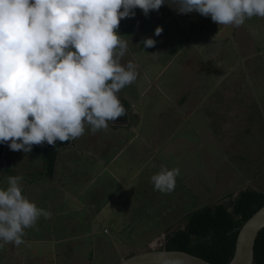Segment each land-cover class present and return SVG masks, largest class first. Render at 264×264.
<instances>
[{"label":"rangeland","instance_id":"374dc122","mask_svg":"<svg viewBox=\"0 0 264 264\" xmlns=\"http://www.w3.org/2000/svg\"><path fill=\"white\" fill-rule=\"evenodd\" d=\"M157 26L163 28L159 36L155 35ZM116 31L128 41V51L121 62L126 64L131 60L137 65L138 72L136 80L123 88L124 92L136 90L138 84L143 88L146 84L143 73L146 70L153 83L149 85L144 101L154 93L159 100L165 101L167 108L165 118H160L159 123L157 121L156 139L162 138L164 127L168 129L174 124L179 123L183 131L195 128L202 141L198 144L201 147L199 158L193 161L192 157L177 156L175 153L173 160L172 142L177 141L173 134L168 138L170 143H166L168 149L161 151L163 155L158 157L151 153L159 146L154 142L153 135L149 150H144L141 141L130 142L124 153L125 160L117 163L119 169L123 167L131 175L133 172L137 174L131 184L132 191L123 199L125 205L117 213L120 220L125 218L130 221L121 224L122 233L110 240H67L65 243L77 246L76 250L80 252L70 255L43 256L39 249L41 242H37L38 256L32 264H51V261L54 264H91V259L94 261L92 264H116L122 257L148 248L149 244L163 247L167 232L179 226L174 222L205 203L245 187L264 192V18L253 16L239 27L219 26L211 16L205 17L197 12L179 13L166 0L158 11L152 10L147 16L137 7L135 16L121 19ZM146 37L156 40L154 47H144ZM156 52L159 54L154 56L152 53ZM215 72L227 75L216 79ZM153 74H158L156 79ZM183 97L186 98L182 100ZM179 100L186 104L182 113L172 106ZM153 112L137 111L139 115L143 114L141 118L148 116L150 120L153 119ZM138 129L142 128L133 127L134 131ZM123 131L124 138L131 136L125 128L118 132L121 134ZM104 132L102 130L99 134L102 136ZM5 146L7 151L1 157L0 166L4 164L5 157L9 158L12 175L22 177L19 184L30 178L38 180L35 178L38 169H41L38 155L13 151L7 143ZM170 146L172 150L169 151ZM185 147L188 152H193L191 147ZM182 149L183 146L181 152H184ZM138 151L142 152L140 160L128 161L127 156L134 152L138 158ZM180 160L184 168L175 178L174 190H155L151 176L159 173L162 165L169 170L177 168L173 161L179 163ZM68 166L67 172L79 170L77 162H68ZM190 166L196 168L189 175L184 174L185 169L190 171ZM9 174H0V190L8 187ZM109 175L106 171L102 177ZM127 175L130 177V174ZM184 175L190 179L181 183ZM42 181L38 183L42 184ZM66 200L75 204L70 198ZM67 246L64 249H69ZM92 246L101 249H95L97 253L88 256ZM5 250L4 245H0V264H20L17 258L24 256L8 254V250L4 253ZM26 259L24 264L28 261Z\"/></svg>","mask_w":264,"mask_h":264},{"label":"clouds","instance_id":"9594fccd","mask_svg":"<svg viewBox=\"0 0 264 264\" xmlns=\"http://www.w3.org/2000/svg\"><path fill=\"white\" fill-rule=\"evenodd\" d=\"M166 0H0V143L31 152L44 142L55 147L107 130L127 109L118 93L137 78V65L122 59L128 41L116 31L121 19L158 11ZM182 14L211 16L239 27L264 18V0H167ZM121 9H123L121 11ZM161 26L155 29L159 36ZM215 38V37H214ZM213 38V39H214ZM156 40L146 37L145 48ZM154 56L159 52L152 53ZM180 169L161 166L154 189L171 192ZM21 176L7 177L0 190V240L19 246L25 229L51 213L22 195Z\"/></svg>","mask_w":264,"mask_h":264},{"label":"crops","instance_id":"0c3cea01","mask_svg":"<svg viewBox=\"0 0 264 264\" xmlns=\"http://www.w3.org/2000/svg\"><path fill=\"white\" fill-rule=\"evenodd\" d=\"M218 66L217 68L220 69V64ZM214 74L216 79H221L227 75L223 72H215ZM143 75L146 81L143 88L141 84H138L136 90H127L124 92L125 90L123 89L117 94L121 103H128V116L125 120L114 121L113 124L109 122V127L102 136L99 134L102 130L93 134L90 128H85V132L81 137L71 140L66 147L59 151L55 173L51 180L41 177L43 178L41 181H43L42 184H39L38 182H41L39 179L33 181L30 178V182L27 180V182L19 184L23 196L27 197L38 208H43L51 213L50 218L46 219L41 216L34 227L25 229L26 234L22 237L25 243L16 246L12 242L5 243L3 240H0V245H4L6 250H8V254L24 256L21 259L17 258L20 264H24L23 262L26 258L28 260L26 264H32V260L38 256L36 250L39 246L36 245L37 242H41L39 249L43 256L63 255V253L70 255L71 253L76 254L80 252L76 250L78 249L77 246L72 247L69 243H65L67 240H98L100 238L110 240L118 237L122 233L121 230L123 227L121 224H125V222L130 223V221L125 218L124 220H120L117 217V213L125 205L126 201L123 202V199L128 197L132 191L131 184L134 181V176L137 174L133 172L131 175L123 167L119 169L117 163L118 161L125 160V158L123 160L124 153L130 142L141 141L144 150H149V142L153 140V135L155 137L154 142L159 143V146L153 148L151 153L156 154V157H158L163 155L160 153L161 151L163 152V150L168 149L166 148V143H170L171 140L169 141L168 138L173 134L175 139H177V141L172 142L174 143L172 147H174H169V151L173 149L171 151L173 153L171 156L173 160L175 153L177 156L183 154L186 158L192 157L193 161L199 158V150L201 147H198V144L202 141L196 135L195 128L183 131V127L179 123L177 125L174 124L168 129L164 127L162 138L156 139V131H158L157 124L160 122V118H165L166 113L164 111L167 108L165 107V101L159 100L157 94L154 93L150 94L144 101L145 96L150 90L149 85L153 81L147 76L146 70H144ZM152 76L156 79L158 74H153ZM137 96H141V98ZM185 98L183 97L181 99L184 100ZM180 100L179 102L176 101V103H173L172 106H174L175 111L182 113L181 110L185 109L184 106L186 104H184L185 101L182 102ZM138 110H154L153 119L150 120L148 116L145 119L141 118L143 114L139 115L137 113ZM175 119L176 116L174 117ZM133 127L142 129L134 131ZM121 128H125L126 132L130 131L131 136L124 138L123 133L125 131L121 132V134L118 132ZM167 133L169 134L168 136ZM177 133H179V136H177ZM185 145L192 148L193 155L186 150ZM182 146L184 152H181ZM138 152V158H136V152L129 154L127 156L128 161H139L142 152ZM68 162H77L79 170L67 172V168L69 167ZM173 163L180 168L181 173L184 168L181 160L179 163L174 161ZM195 168V166L192 168L190 166V171L188 172L185 169L184 174L189 175ZM106 171L110 175L103 178L102 176ZM127 174H130V177ZM70 177L72 178L69 179ZM187 177L189 176L184 175L183 178L181 177L180 182H187L190 179ZM68 198L75 201V204L69 203L66 200ZM180 217L174 222L176 225L179 224ZM58 225L61 226L59 227ZM56 230H60V232L55 233ZM66 245H68L67 247L69 249H64ZM89 249V252H87L88 256H92V253H97L95 249L101 248L99 246H92ZM6 250L4 253H6ZM41 262H43V259ZM53 262L51 261V264H54ZM93 262L91 259V264Z\"/></svg>","mask_w":264,"mask_h":264},{"label":"trees","instance_id":"16d2710c","mask_svg":"<svg viewBox=\"0 0 264 264\" xmlns=\"http://www.w3.org/2000/svg\"><path fill=\"white\" fill-rule=\"evenodd\" d=\"M122 105L127 114L118 117L117 122L128 116V103L122 102ZM70 142L57 140L55 147L47 142L33 146L29 153H36L41 159V169L35 178H53L59 151ZM5 144L0 143V160L7 151ZM11 171V162L5 157L0 174L8 175ZM233 194H224L220 199L205 203L180 217L179 226L165 235L163 248L184 250L213 264H226L233 255L239 228L264 203V192L252 187L239 190L235 196ZM252 264H264V227L255 239Z\"/></svg>","mask_w":264,"mask_h":264},{"label":"water","instance_id":"95a60500","mask_svg":"<svg viewBox=\"0 0 264 264\" xmlns=\"http://www.w3.org/2000/svg\"><path fill=\"white\" fill-rule=\"evenodd\" d=\"M237 192H234L235 196ZM264 227V203L241 225L237 232L234 252L226 264H252L254 243ZM116 264H213L210 261L179 249L159 248L152 244L119 259Z\"/></svg>","mask_w":264,"mask_h":264}]
</instances>
